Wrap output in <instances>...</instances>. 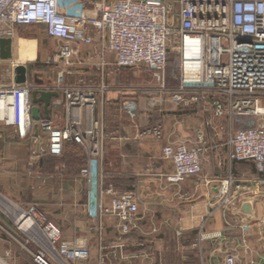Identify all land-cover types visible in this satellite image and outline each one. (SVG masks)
<instances>
[{
    "label": "built area",
    "instance_id": "1",
    "mask_svg": "<svg viewBox=\"0 0 264 264\" xmlns=\"http://www.w3.org/2000/svg\"><path fill=\"white\" fill-rule=\"evenodd\" d=\"M66 1L0 0V40L12 38L18 26H43L49 37L60 42L54 60H62L65 66L54 83L36 84L28 70L26 83L5 85L0 59V124L14 128L23 141L33 138L41 146L46 141L47 152L53 156H63L67 142L85 151L87 164L80 175L89 186L90 216L100 221V234L104 231L101 221L107 216L118 218L122 233L130 234L139 212L134 193L104 189L100 181L99 166L107 144L104 104L111 74L104 61L106 51L115 54L118 70L146 68L159 76V90L175 93L173 102L185 103L183 95H191L190 103L211 107L217 120L230 118L233 129L227 140L228 161L252 163L258 174H264V108L259 106L264 98V0H118L112 5L95 4L90 13L72 14L63 7ZM93 33L107 38L102 46L103 62L97 65L101 81L94 84L80 79L68 84L79 47L92 46ZM169 67L175 73L174 87L167 83ZM35 91L59 93L54 107L65 108L68 120L64 126L33 119ZM122 112L128 119L137 120V99H126ZM163 139L164 124L160 121L140 129L135 142L162 145V158L173 165L167 177L170 183L203 173L207 151L204 136L193 147L163 145ZM218 191L224 196L220 208L225 213L240 204L241 194L251 192L246 186H237L232 176L220 182ZM106 194L112 196L108 205L104 202ZM251 199L245 202L264 205V195ZM22 211L35 224L22 230L13 216L12 222L28 236L24 246L35 264H55L50 257L60 264L90 259L88 244L64 241L60 230L47 222L36 206ZM259 223L264 225V221L252 219L242 227L243 232ZM31 242L38 245L37 249L28 247ZM0 264L10 263L0 255ZM225 264H239L238 256L228 253Z\"/></svg>",
    "mask_w": 264,
    "mask_h": 264
},
{
    "label": "crops",
    "instance_id": "2",
    "mask_svg": "<svg viewBox=\"0 0 264 264\" xmlns=\"http://www.w3.org/2000/svg\"><path fill=\"white\" fill-rule=\"evenodd\" d=\"M102 1L112 5L118 0H68L63 3V7L69 14L76 11L90 13L94 3ZM22 27L25 26L16 27L11 38L13 59L3 61V65H7L2 76L5 85L15 83L14 65L28 68L39 57L37 53L34 59L25 56L23 42L36 41L25 39L20 31ZM43 28L48 39L55 40ZM93 36L95 42L92 46L79 47V54L74 58L76 65L71 75L67 76L68 84L80 79L100 83L101 73L97 65L103 62L102 46L107 38L96 33ZM55 41L59 48L60 42ZM104 61L108 64L107 72L111 73L107 78L110 88L105 96L104 117L107 133L112 135L108 136L106 158L99 166L100 181L104 189L135 193L139 208L135 229L124 235L119 219L107 216L101 221L104 233H99L97 227L100 221L90 216L89 186L79 173L82 167L85 168L87 155L75 143L65 144L63 156H53L47 152L46 141L42 142V146L36 145L33 138L23 141L14 128L7 127L6 135L11 142L7 143L8 154L4 161L0 157V171L2 169L4 172L0 173V185L5 178L9 185L20 182H25L27 187L31 185L35 203L24 208L36 206L46 221L60 230L64 241L90 246V259L73 264H225L228 253L236 254L239 264H264V225L259 223L247 233L242 229L252 219L264 221V205L253 204L251 214H246L243 212V206L247 203L245 201L227 213L218 203V186L223 179L232 175L240 182L251 184L259 175L252 163L231 164L228 161L227 140L233 129L231 119L217 120L212 108L205 109L206 105L203 104L202 107L197 106L198 110H203L210 118H205L206 122L204 120L191 128L190 114L186 113L185 104L172 101L175 93L159 90V76L153 73L147 80L135 71L118 70L116 56L111 51L105 52ZM56 79L57 76L53 79L44 78L43 83H54ZM132 98L137 99L140 109L137 120L128 119L122 112L124 101ZM56 99L53 98L49 120L62 127L68 117L64 107H54ZM153 102L155 106H151ZM39 106L42 109L41 119L48 120L43 111L44 105ZM259 106L264 108V98L260 99ZM160 121L164 124L163 145L192 146L197 139V132L207 131L205 146L208 153L203 173L199 177L178 184L170 183L167 177L173 172V165L162 158V145L135 142L140 129ZM35 152L39 153L35 157L39 164L33 173H41L40 176L44 175V178L31 177L32 173L27 171L28 160ZM113 154L117 155V162L113 161ZM56 177H60L63 182L53 186ZM48 180H51L52 186ZM111 198V195L106 194L105 204L108 205ZM8 219L14 226L12 220ZM15 230L17 234L21 233ZM6 239L11 246H18L21 250L16 248L14 251L11 247L2 255L3 258L10 264H23V247L10 241V237ZM27 239L22 240L26 242ZM30 245L33 249L38 247L35 242ZM50 260L60 264L51 257Z\"/></svg>",
    "mask_w": 264,
    "mask_h": 264
},
{
    "label": "rangeland",
    "instance_id": "3",
    "mask_svg": "<svg viewBox=\"0 0 264 264\" xmlns=\"http://www.w3.org/2000/svg\"><path fill=\"white\" fill-rule=\"evenodd\" d=\"M108 4L106 1H102L99 3H94L95 4ZM111 5V4H110ZM21 33L23 35V37L27 40H35L36 42L38 41V44L35 42H23L22 45V49L23 52H25V56H30L31 59L35 58V55L37 53V55H39V57H37L38 59H36L35 61H33V63H31V65H28L29 71L32 73L31 78H34V82L36 84H42L43 83V79H53L55 76H58V73L60 70H62L63 68H65L63 62H55V55H56V51L55 49L58 48V45L56 43L55 40H49L47 35L44 33V28L42 26H38V25H33V26H25L21 28ZM24 54V53H23ZM7 65H3V71H2V75L5 73L7 67ZM132 70L135 71L137 74H141L143 78H146L147 80H150V78L153 76V72H151L150 70L146 69V68H135V69H127V71ZM33 72L35 73V75H33ZM128 74H133V73H129ZM33 76V77H32ZM167 83L169 86L174 87L176 85V79H175V73L174 71H172L171 67H169L168 69V78H167ZM186 98L187 102H185V106H186V113L190 114V124H191V128L196 125L198 126L201 122L203 123L205 118L208 119L209 114L207 113H203L200 109V111L198 110V107H202L203 103H190L189 99L191 98V95H184V99ZM199 113V114H197ZM113 118H111L112 120ZM206 122V120H205ZM105 125L106 121H105ZM6 128L4 125L0 124V136H2L0 138V157L2 159V161H4L5 159V155L8 154V150H7V143L9 144L11 141L9 139V136L6 135ZM205 128V127H204ZM202 130H199L197 132V139L195 140L194 144L191 146H196L197 143L199 142V135L204 136V143L207 140V131H203V133L201 132ZM107 133V131H106ZM8 134V133H7ZM112 134L110 133L108 135L107 133V140H108V136H111ZM7 136V137H5ZM207 142V141H206ZM107 143V142H106ZM208 146V145H207ZM106 149H107V145H106ZM207 149V148H206ZM208 153V151L205 152L204 154V161H203V169H204V164L205 162V157L206 154ZM228 155V154H227ZM114 162H117V155L113 154L111 155ZM36 155L33 154V156L31 155L29 160H28V167H27V171L30 174V172L32 174H30L31 177H41L44 178V175L40 174H34L35 172L33 171V169L35 168L36 165L39 164V161L37 158H35ZM105 158H106V153H105ZM104 158V160H105ZM3 163V162H1ZM87 164V163H86ZM85 164V166H86ZM4 167V166H2ZM84 169V167H82L79 170V173L81 172V170ZM34 172V173H33ZM1 174H3L4 172L0 171ZM257 173V171H256ZM258 174V173H257ZM232 176V175H231ZM231 176H229L227 179H223L221 182H225L227 180H229L231 178ZM20 177H22L20 175ZM234 177V176H232ZM257 177V176H256ZM236 179V177H235ZM8 180H1V185H0V196L2 198H5L9 203L13 204V205H17L19 206L21 209L25 210V211H29L30 208L25 209L24 206L30 205V204H34L35 201H33V195H32V189H31V185L30 186H25V182H20L19 184H11L9 185V182H7ZM37 181V180H36ZM62 183L63 180L60 179V177H56L53 179V184L57 185V183ZM211 182V181H209ZM5 183V185H4ZM24 184V185H23ZM48 184H51L52 186V182L51 180H48ZM236 184L237 186H246L247 188H249L252 192L250 193H243L241 194V202L244 201H248V200H252L251 198H256L258 195L263 196L264 195V174H259L257 178H255V180H252L251 184H246L243 182H240L238 179H236ZM3 185V186H2ZM7 186H10L7 187ZM50 186V185H49ZM219 188V186H218ZM236 189V186L235 188ZM132 193H134L133 191H130ZM219 192V191H218ZM135 194V193H134ZM255 196V197H254ZM223 197V198H222ZM218 203H221L224 201V196L222 194H220L219 192V197H218ZM255 200V199H254ZM253 201V200H252ZM240 202V204H241ZM262 203V202H260ZM264 209V208H263ZM223 210V209H222ZM224 211V210H223ZM11 220L13 219L11 217V214H9L8 210L5 208V206L3 204L0 203V255H4L5 252H7L8 250H10V248L12 247L13 250L15 251L16 248L20 251L21 248H19L18 246H15L16 248H14V246H11L8 241H7V237H10V241H12V237L11 235H13L15 238L18 239V241L13 240V243L18 244L19 246L23 247V256H22V263L23 264H30L32 263L31 260V256L28 254V252L25 250V246L27 244V240L26 242H23L22 239H26L28 238V236H26V234H22V233H16L13 232L12 229H10L9 226V219ZM8 220V221H7ZM104 233V232H102ZM101 233V234H102ZM7 236V237H6ZM28 247L32 250V246L29 244ZM3 257V256H2ZM5 259V258H4ZM73 264V263H71Z\"/></svg>",
    "mask_w": 264,
    "mask_h": 264
},
{
    "label": "water",
    "instance_id": "4",
    "mask_svg": "<svg viewBox=\"0 0 264 264\" xmlns=\"http://www.w3.org/2000/svg\"><path fill=\"white\" fill-rule=\"evenodd\" d=\"M0 59L3 61H9L13 59V40L11 38L0 40ZM62 62V60H60ZM28 68L25 65H17L14 70V82L16 84H24L27 82ZM59 93L57 92H38L35 91L32 94V101L35 105L33 107V119L35 121L41 120V107L40 104L44 105L43 111L46 118L50 119V109L53 102V98H59ZM5 199V198H4ZM243 212L250 214L252 212V207L250 204H245L243 206Z\"/></svg>",
    "mask_w": 264,
    "mask_h": 264
},
{
    "label": "bare ground",
    "instance_id": "5",
    "mask_svg": "<svg viewBox=\"0 0 264 264\" xmlns=\"http://www.w3.org/2000/svg\"><path fill=\"white\" fill-rule=\"evenodd\" d=\"M3 61V60H2ZM16 66L17 65H14L13 66V72H14V70H15V68H16ZM2 68H3V65H2ZM2 71H3V69H2ZM6 75V74H5ZM9 75V74H8ZM3 76V75H2ZM5 77V76H4ZM0 203L1 204H3L4 206H5V208L8 210V211H11V212H15V213H17V215H14V214H11V216H13L14 218H15V220L17 221V224H18V226L22 229V230H28V229H30L32 226H33V224H35V221L33 220V219H30L29 218V216H25V213L22 211V209L20 208V211H19V209H18V207H17V205H13V204H11V203H9L7 200H5L4 198H2L1 196H0ZM248 203V202H247ZM246 203V204H247ZM248 204H250L251 205V207H252V211H253V204L254 203H248ZM10 214V213H9ZM251 214V213H250ZM35 231V234H37V235H40L39 234V232H38V230H36V229H33V232Z\"/></svg>",
    "mask_w": 264,
    "mask_h": 264
},
{
    "label": "trees",
    "instance_id": "6",
    "mask_svg": "<svg viewBox=\"0 0 264 264\" xmlns=\"http://www.w3.org/2000/svg\"><path fill=\"white\" fill-rule=\"evenodd\" d=\"M7 221H8V220H7ZM8 223H9V221H8ZM9 226H10V229H12L13 232H16V230H15L16 228H15L11 223H9ZM31 262H32V263H30V264H35V263L33 262V260H31Z\"/></svg>",
    "mask_w": 264,
    "mask_h": 264
}]
</instances>
